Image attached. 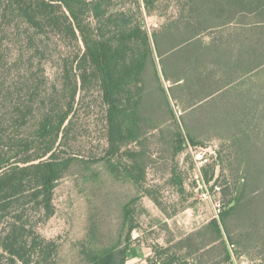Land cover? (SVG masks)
Masks as SVG:
<instances>
[{
  "label": "trees",
  "instance_id": "1",
  "mask_svg": "<svg viewBox=\"0 0 264 264\" xmlns=\"http://www.w3.org/2000/svg\"><path fill=\"white\" fill-rule=\"evenodd\" d=\"M157 1L0 0V264H60L59 243L39 225L54 216L63 178L98 183L100 169L136 194L122 204L116 237L90 213L79 254L82 264H126L134 206L151 194L152 145L176 157L208 147L204 130L235 145V195L179 237L181 255L158 246L156 256L264 264V0H178L179 11L150 30L143 17ZM94 101L98 152L74 135Z\"/></svg>",
  "mask_w": 264,
  "mask_h": 264
},
{
  "label": "rangeland",
  "instance_id": "2",
  "mask_svg": "<svg viewBox=\"0 0 264 264\" xmlns=\"http://www.w3.org/2000/svg\"><path fill=\"white\" fill-rule=\"evenodd\" d=\"M179 7L178 0H158L152 14L143 17V25L150 30L160 27L179 11ZM79 115L74 132L76 144L85 151L91 148L100 151L97 146L102 136L99 102L94 101L90 108L81 109ZM197 117L195 124L202 126L205 116L199 112ZM204 131H200L199 137L204 142L209 141L208 147L190 148L176 157L171 155L172 148L166 150V145H152L156 161L151 165L148 176L147 186L151 194H143L134 206L133 218L137 227L132 232L133 243L126 264L162 263L155 252L158 246L169 249L167 257L181 255L182 251L176 246L179 237L217 217L218 208L222 209L234 197L235 191L232 190L236 175L231 171L229 161L233 159L235 145L230 138L226 139L212 130ZM219 148L221 160L220 153L216 154ZM216 162L220 167H214ZM100 170L101 181L98 183L86 181L82 176L63 178L55 190L54 216L39 225V232L44 237L59 243L60 264H82L79 242L85 237L91 212L102 224L101 230L105 235L116 237L122 226V204L136 194L131 184L116 181L108 172ZM208 178L211 181H207ZM236 259V263L225 264L252 263L244 255Z\"/></svg>",
  "mask_w": 264,
  "mask_h": 264
},
{
  "label": "built area",
  "instance_id": "3",
  "mask_svg": "<svg viewBox=\"0 0 264 264\" xmlns=\"http://www.w3.org/2000/svg\"><path fill=\"white\" fill-rule=\"evenodd\" d=\"M220 211H221V207L218 208V212H220Z\"/></svg>",
  "mask_w": 264,
  "mask_h": 264
}]
</instances>
